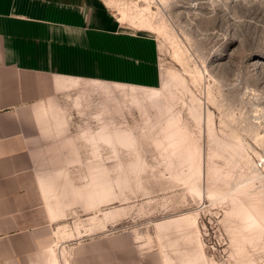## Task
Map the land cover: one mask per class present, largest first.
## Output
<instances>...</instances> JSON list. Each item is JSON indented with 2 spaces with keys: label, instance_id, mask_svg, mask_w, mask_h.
Returning a JSON list of instances; mask_svg holds the SVG:
<instances>
[{
  "label": "rangeland",
  "instance_id": "374dc122",
  "mask_svg": "<svg viewBox=\"0 0 264 264\" xmlns=\"http://www.w3.org/2000/svg\"><path fill=\"white\" fill-rule=\"evenodd\" d=\"M105 1L124 25L157 37L161 82L135 95L83 89L79 105L60 109L63 138L52 147L63 155H46L38 171L63 180L57 226L68 234L50 247L130 231L167 264H264V230L243 246L231 232L243 223L234 201L264 208V0ZM135 4L151 8L150 27L132 24ZM172 118L185 145L175 151Z\"/></svg>",
  "mask_w": 264,
  "mask_h": 264
},
{
  "label": "crops",
  "instance_id": "0c3cea01",
  "mask_svg": "<svg viewBox=\"0 0 264 264\" xmlns=\"http://www.w3.org/2000/svg\"><path fill=\"white\" fill-rule=\"evenodd\" d=\"M159 53L153 33L124 25L105 0H0V264H51L63 180L38 171L46 155H63L52 147L60 109L83 89L156 88ZM70 263L167 264L130 231L74 240Z\"/></svg>",
  "mask_w": 264,
  "mask_h": 264
},
{
  "label": "bare ground",
  "instance_id": "6f19581e",
  "mask_svg": "<svg viewBox=\"0 0 264 264\" xmlns=\"http://www.w3.org/2000/svg\"><path fill=\"white\" fill-rule=\"evenodd\" d=\"M135 7H136V9L134 10L135 12L133 11L134 13L131 14L130 17L133 20L135 18H139V21L136 22L134 20L132 22V24L136 26L139 23L141 25H138V26H149L150 27V25H151V23L149 21L150 19L147 18L148 16L147 17L144 16V12L150 11L151 8L148 5H147V7L146 6L140 7V6H138V4H135ZM120 19L121 20L124 19V16L120 17ZM117 86L124 87L126 85L117 84ZM129 87H130L129 91H131L132 95H135L137 88H140V87H136L133 85H131ZM143 89H145V88H143ZM150 89L153 90L155 88H149L148 90H150ZM177 120L178 119L172 118L170 120V124L168 126L169 129L171 130L170 131L171 134L168 135V137L172 139L169 142V145H171L174 148L173 151L179 150L180 147L185 146V145H183V143L180 139L179 133H180L181 128L179 126H177V124H178ZM243 201L242 200L234 201L235 208L232 211V215L234 214L235 216H237L239 221L241 220V223L242 222L243 223H242V225L238 224L236 226L238 228L241 225L240 228H238L235 232L231 231L235 234L239 230V233H241V235H240L241 241L238 240V243L240 242V244L242 246L244 245V241L247 238L250 241L260 238L261 232L264 230V208L261 207L260 204L257 201H254L253 199H247V200H243ZM261 203H263V202H261ZM63 233H64V235H67L68 230L63 229V226L59 227L58 230L56 231V234H57L56 236H62ZM233 238L236 239L235 236ZM238 239H240V238L238 237ZM235 242H237V241H235ZM47 253H48V257H49L51 264H70V260H69L70 259V252H68V250H66V249H62V251H60L59 254H57L56 251L54 250V248L50 247L47 250ZM61 259H64V262L60 263ZM241 264H254V263L251 260H245V261L241 262Z\"/></svg>",
  "mask_w": 264,
  "mask_h": 264
}]
</instances>
